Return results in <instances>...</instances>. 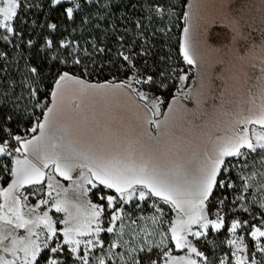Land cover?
Returning <instances> with one entry per match:
<instances>
[{"label":"snow or ice","instance_id":"6c2138e0","mask_svg":"<svg viewBox=\"0 0 264 264\" xmlns=\"http://www.w3.org/2000/svg\"><path fill=\"white\" fill-rule=\"evenodd\" d=\"M0 2L3 5L0 6V30H3L0 32V83H3L4 73L10 67L5 66L8 61L5 49L10 43L14 48L24 45L34 49L32 59L37 63L34 66L26 64L25 67L37 76L41 75L45 62L59 60L60 63H66L59 56H49L45 50H64L68 56L76 53L77 48L73 47L75 40L69 42L59 39L57 42L54 34L60 32L62 20L71 22L66 25L71 27L76 23L77 16L80 17L81 26H92L96 13L91 10L86 13V9L89 4L95 8L98 0H41L36 7L50 9L45 13L49 20L40 22L34 19L31 26L21 20L19 27L15 20L18 18L17 9L21 7L20 0ZM153 3L156 5L155 11L160 13L164 0H153ZM129 4L135 10L133 0H129ZM118 8L119 5H116L114 10ZM53 12L57 14L55 22L51 20ZM168 12L169 15L174 14L171 7ZM184 17L191 24L188 12L184 13ZM129 23L135 28H143L139 19L130 20ZM36 27L48 30L39 47L32 38L24 41L25 31H35ZM96 27L99 28L98 23ZM72 30L76 29L73 27ZM183 33L179 55L186 64L194 65L196 60L190 27H185ZM17 39L20 43H16ZM111 39L117 45L116 49H113L111 43L104 42L103 47L94 50L109 63L112 62L111 54L114 51L122 61L120 67L126 79L115 85L88 87L131 89L144 102L147 126L144 130L147 144L144 147L149 155L145 159L141 154L139 161L131 153L123 157L89 156L72 148L70 144H61L54 136L46 139L53 112L47 105H44L46 111L42 109L43 121L37 120L27 130L35 133L39 129V136L24 139L0 127V157L10 158V166L0 161V173L7 174L0 183L9 181L6 187H0V199L3 200L0 203V264H264V195L257 200L251 192L252 180L257 173L233 176V170L238 166L240 172L249 168L248 161L264 166V104L258 113L238 119L222 135L215 136L213 155L205 153L204 159L196 160L194 174L190 175L182 165L161 167L155 158L169 150L168 139L176 127L175 113L181 111L192 114L196 120L204 113L180 102V95L185 100H191L190 93H182L179 88L172 92L176 86L167 81L175 77L162 67L166 63L165 56L160 55L154 45H137L133 41L125 47L121 43L125 39L124 34H116ZM41 51L44 52L43 56ZM19 55L23 57V52ZM72 63L80 65L82 61L74 59ZM178 79L184 81L186 76L179 75ZM8 80L15 82L11 75ZM69 80L81 85L85 83L64 71L58 74L55 86L58 88ZM163 89L172 94L171 102L161 98L165 95ZM56 94L53 91L51 96L55 98ZM37 95V90L30 92L32 97ZM261 96L264 98V87L261 88ZM165 104L168 110L162 113L161 107ZM174 104L178 107H173ZM40 106L37 100L35 107ZM161 115L163 119H157ZM7 119H11V116ZM249 125H259L261 130L249 128ZM215 128L221 131L218 125ZM6 135L15 140L18 147L13 149ZM76 172L78 174L74 176ZM259 175V187L264 193V172ZM57 177L69 182V186L64 187ZM22 189L30 191L25 194ZM70 190L74 198L67 195ZM90 193L96 197V202L85 199ZM41 194L46 198L38 199L34 206L27 203L29 196ZM151 198H155L151 204L155 214L133 219L134 212L141 210V202L147 203ZM133 203V209H125V205ZM162 205H167L176 215L166 232H159V241L153 242L150 237L154 232L143 227L136 230L137 219H150L156 225L166 214ZM41 206L48 207L44 210ZM225 209L234 213L230 222ZM53 210L57 214L63 213V217L54 219L49 214ZM244 214H249L250 218L243 219ZM117 222H120L119 227ZM194 225L197 226L196 230H193ZM126 228L129 229L131 239L124 238ZM19 229L24 230L23 235H17ZM222 229L230 234L226 240L228 254L213 260L210 256L215 253L207 248L211 244L208 237L210 232L220 233ZM106 234L112 235L105 240ZM246 237L251 238V243L246 242ZM192 238L196 240L195 244ZM170 245L185 254L174 255ZM94 250L103 255H95Z\"/></svg>","mask_w":264,"mask_h":264},{"label":"rangeland","instance_id":"374dc122","mask_svg":"<svg viewBox=\"0 0 264 264\" xmlns=\"http://www.w3.org/2000/svg\"><path fill=\"white\" fill-rule=\"evenodd\" d=\"M259 1L264 4V0ZM134 2L136 4L135 10H146V15L134 14L132 17L130 15H125V20H122L121 26H118L115 31L113 30L112 36L116 34H124L125 39L121 43H123L125 47H128L133 41L137 42V45L146 43L154 45L155 50H158L160 55L165 56L166 63L163 64L162 67L166 72L171 73V75L175 77L174 79H168L167 81L168 84L176 86L172 89V92H176V88H179L182 93L196 92L195 90H192L196 81L199 87L197 92H233L236 95H239V91L242 87L240 84H245V82H247V74L246 72L242 74L240 68L243 69L242 65H247L248 70L251 68L254 69L255 62L253 65H250L249 63L252 62L251 60L258 58L257 75L255 76L257 82L255 80V83L253 84L254 91H252L249 83L246 88L247 92H245L247 98H245L243 94L241 97L242 101H239L240 96L225 93L226 99H229V109L228 107L225 108L228 114H225L226 121L224 123H218L215 119L217 116L222 118V112L220 111L222 106L214 104L213 106H210V104H208L207 106L205 105L204 108L197 109L204 113L199 120L195 119V122L187 127L180 129L173 128V135L168 139L169 150L162 155L166 157V161L163 160L161 164H164V167H166L167 165L165 164L168 163L182 165L189 171L190 175L194 174L196 160H201V158L204 159L203 154H205V152L203 148L210 145V148H207L206 153L212 154L213 152L214 137L207 139L214 132L213 128L218 125L221 131H216V134L222 135L225 129L235 123L234 121L258 113L261 105L264 104V98L261 96V88L264 87V37L260 38V51L258 53H248L247 56L244 53L237 51L239 40L241 38V25L253 24V22L246 20L242 21L239 19L235 12L236 8H230L231 5L232 7H235V3H233L234 0H164V6L160 13L155 11L156 5L153 3V0H134ZM109 4V0H98L96 7L93 8L92 5L89 4L86 12L90 9L94 10V12L98 10L102 11L105 7L108 8ZM0 6H3L2 2H0ZM169 7L173 9L174 14L169 15ZM129 9L132 10V7L129 6ZM18 10L19 8L17 11ZM185 12H188L191 16V24L185 19ZM78 17L79 16H77L76 22H78ZM136 19L140 20L143 24V28H135L132 23H129L130 20L134 21ZM182 23L184 26L181 28ZM185 27H190L191 44L194 58L196 60L194 65L186 64L183 61V58L179 55V44L183 38V29ZM224 27L230 29L233 36L231 48L233 51L228 53L219 50L224 49L222 48L226 39V33L225 30H223ZM103 30L105 33L107 32L106 29ZM2 31L3 30H0V32ZM18 41L19 40L17 39L16 43H18ZM104 42L111 43L113 49H116L117 47L116 44L112 43L110 37L102 39L100 36L96 39V36L94 35L92 38L85 39L78 35V38L75 39V44H73V47L77 48V52L72 56H68L67 54L66 56L65 54L63 55V60H66V63H61L62 71H67L69 72V75L71 74L74 77H80L83 81L120 83L125 80L126 77L120 67L122 61L116 57L114 51L111 54L112 62L109 63L104 56L94 50L103 47ZM11 45L13 44L10 43L8 47L9 49L14 47ZM69 51H71V49H69ZM86 52H93L94 59H87V57L84 56ZM13 54V51L8 53L9 56H12ZM168 57H170V59H168ZM74 59H80L82 63L80 65H73L72 61ZM112 66L116 67V69H113L112 71L108 70L111 69ZM222 66H226V69L222 70V78L228 82L226 90H224V88L222 89L220 86L210 88L208 80L209 82L214 78L219 80L221 75L220 67ZM22 72L24 73V76H22L23 78L19 82L23 84L19 85L20 96L17 100L16 108L20 119L17 117L15 119H7L6 125V131L11 132L13 135H21L24 139H31L33 136H39V129H37L35 133L27 130L32 128L37 120L43 121L44 116L42 109L46 111L47 109L44 108V105H47V107L53 109V112L51 114L52 124L46 132V139L49 136H54L61 144H70L72 148L79 152H88L92 156L106 157L112 149L117 148L118 143H123L124 133L128 135L129 133L134 132L137 128H140L139 126H146L145 120H142L141 115H139V113L143 111V108L140 107L137 102H131L132 100L128 98L130 92L134 94L131 89L117 87H88V84L84 83L81 85L69 80L63 82L58 88L54 86L55 88L53 91H56L57 93L55 98L50 96L51 90L46 91L44 88L37 91L38 95L36 97H32L30 96V92L38 88L34 83H31V78L26 75L29 71L23 69ZM179 75H185L186 79L180 81L178 79ZM7 81L8 80L4 78V82L0 83V104L4 97L2 94L5 92L7 85L9 84ZM13 84L14 83L11 82V86L14 88ZM11 86H9V88L12 90L13 88ZM133 87L139 86L133 85ZM162 91L165 95L161 98L167 99L171 102L172 94L168 93L167 89H163ZM177 94L179 95V93ZM133 96H135V94ZM136 98L137 100L139 99L138 97ZM182 98H184L183 95H180V100ZM37 100L40 101V107H35ZM213 101L218 100L214 98ZM141 102L144 103L143 101ZM223 102L224 101H219L218 105H223ZM166 108V104L162 105V113ZM228 115L231 116L233 121L228 119ZM27 123H29V125L26 127ZM252 127H255L258 131L261 130L259 125H249V128ZM241 128H243V125H241ZM6 138L9 137L6 135ZM207 140L210 142L209 145L205 144V141ZM9 143L13 149L18 147L15 140L9 138ZM203 144H205L204 147ZM253 155L255 156V154ZM0 161H3L10 166V158L6 159L0 157ZM190 161L192 162L189 163ZM248 164L249 168L243 169V172H240V166L234 169V178L237 175L251 176L252 173L249 172V169L254 164V161H248ZM6 176L7 174L0 173V180H4ZM259 178L260 175L257 173L252 180L253 188L251 189V192L255 197L257 195H264L261 189L260 193L262 194L257 191V183H260ZM57 179H60L61 184H63L64 187L69 186V182L64 181L59 177H57ZM7 182L9 181L6 180L4 183H0V187H6ZM235 182L239 183V181ZM22 191H25V194H27V191H30V189H22ZM45 191H47L46 187ZM243 194L245 196L249 195V193ZM67 195L70 198H74V193L71 190ZM40 198L46 197H43L42 194L40 196H29L27 203L30 206H34ZM85 199H90L93 202H96V197L91 193ZM154 200L155 198H151L147 203L141 202V210H136L132 218L136 219L139 216L150 217L155 214L154 209L151 208V204ZM229 201H231V197H229ZM0 203H3L2 199H0ZM133 204L125 205V209H133L135 207L132 206ZM162 206L164 207L166 214L156 225H153L150 219H137L136 230L139 231V229L143 227L148 231L154 232V235L150 237L153 242L159 241V232H166L170 227V221L175 218L176 215L168 209L167 205ZM47 207L48 206H41V209L46 210ZM24 211L27 212V209H24ZM213 211H215V209H213ZM225 211L227 212L230 222V220L234 218V213L228 211V209H225ZM49 214L53 215L54 219L63 217V213L57 214L54 213V210ZM242 218L247 220L246 214H244ZM119 223L120 222H117V227H119ZM60 227H63V225H60ZM196 228L197 226L194 225L193 230H196ZM223 231L225 232L224 235H222ZM128 232L129 229L126 228L125 239H131ZM23 234V229L17 230V235ZM240 234L244 235V233ZM111 235L112 234H106L105 240ZM228 238H230V234L227 233V230L222 229L220 233L210 232L208 239L211 240V243L212 240L224 242L220 243L221 248L217 252H214L215 255L210 256L211 259L218 260L228 254L226 251L229 248L226 243ZM192 239L195 244L196 240L194 238ZM246 242L251 243V238L246 237ZM170 247H173L174 249V245H170ZM221 249H223V251ZM94 252L97 256L103 255L100 251L94 250ZM173 254L184 255L185 252L174 249ZM109 264H111V262H109Z\"/></svg>","mask_w":264,"mask_h":264},{"label":"trees","instance_id":"16d2710c","mask_svg":"<svg viewBox=\"0 0 264 264\" xmlns=\"http://www.w3.org/2000/svg\"><path fill=\"white\" fill-rule=\"evenodd\" d=\"M20 2H21V7L18 10V18L15 20V24L17 27H19L21 20L26 21L27 25L29 26L32 25V21L34 19H38L40 22L49 20V16L45 15V13L51 10L47 8H37L36 7V5L41 2V0H20ZM109 3L110 4L108 5V8L105 7V9L102 11L98 10L94 12V10L90 9L91 12L96 13V15L93 17L92 26H88V25L81 26L80 17H78V22H76L74 25H71V27L66 26V25L71 24V22L62 20L60 23V32L54 34L56 35L57 42L59 41V39H66L67 41H73L78 38V35L82 36L85 39L92 38L94 35L96 36V39H98L100 36L102 39H107L109 37L111 38V36L113 35V30L115 31L118 26H121L122 20H125V15H130L132 17L134 14L146 15L147 13L146 10L129 9V6H131L129 4V0H109ZM133 3H135L134 0H133ZM29 5H32V7L29 8ZM116 5H119V8L114 10V7ZM65 6H67V4ZM100 17H104V19H100ZM56 18H57V14L53 12L51 14V20L55 22ZM182 18L184 19L183 16ZM183 19H182V22H183ZM97 23L99 24L98 29L96 27ZM182 26H184L183 23L181 24V28ZM73 27L76 29L75 31L72 30ZM103 29H106L107 32L105 33ZM47 32H48L47 29H41L39 27H36L35 31L26 30L24 34V41L26 42L28 38H32L37 41V47H39V44L42 43L43 36L47 35ZM18 43H20V41H18ZM9 45L10 44L7 45V48L5 49V51L7 53L13 51L14 54L12 56L8 55V61L5 66L6 67L10 66V67H9V71L4 73V78L8 80L9 75H11L12 80H14L15 82L13 84L14 85V88H13L11 86V82L8 80L7 83L9 84L7 85L5 92L2 94L4 95V97H3V100H1V104H0V127H5V128L7 125L8 116H11V119H15L16 117L20 119V117H18L19 113H17L18 111L16 110V108H17V100L19 99V96H20L19 85L23 84L19 82L23 78L22 76H24V73L22 72V70L23 69L27 70V68L25 67L26 64L34 66L35 63H37L36 60L32 59V53L34 49H30L22 45L21 48L11 47L10 48L11 50H10L8 48ZM45 51H48L49 56H53V55L59 56L60 59H64L63 55L65 54L66 56L67 54L66 52H64V50H60L59 52L55 50H45ZM20 52H23V57L19 55ZM43 54L44 52L41 51V56H43ZM84 56L90 60L94 59L93 52H86ZM95 59H96V56H95ZM113 69H116V67L112 66V68L108 70L112 71ZM62 72L63 71L61 69V63L59 62V60H54L51 63L45 62L41 75L34 76V74L30 72H27L26 75L31 78L30 79L32 81L31 83H34L36 85V87L38 88L36 89L37 91L44 88L46 89V91L51 90V93H52L54 86H55L54 85L55 81L58 78V74ZM70 76L72 75L70 74ZM75 78H78V77H75ZM78 79L83 80L80 77ZM84 82L85 84H88V85L119 84V83H105V81L102 83H99V82H91V81L84 80ZM9 86H11L13 89L11 90ZM28 125L29 123L26 124V127ZM250 169H251L249 170L250 173L256 172L259 174L260 172H264V166H261L258 163H254ZM259 181L261 182V177L259 178ZM259 184L260 183H257L258 193H260ZM261 196L262 195L260 196L257 195L255 198L259 200ZM132 206H135V205L133 204ZM246 218L247 219L250 218L249 214H246ZM224 234L225 232L223 231L222 235ZM220 243L221 241L217 242V240H212V243L207 245V248L210 249L211 252H217L221 248ZM202 250H204V248H202Z\"/></svg>","mask_w":264,"mask_h":264},{"label":"flooded vegetation","instance_id":"af4514ba","mask_svg":"<svg viewBox=\"0 0 264 264\" xmlns=\"http://www.w3.org/2000/svg\"><path fill=\"white\" fill-rule=\"evenodd\" d=\"M235 3V7H231L230 8H236L235 12L238 15L239 19L244 21H249V22H253V24H246V25H241V30H240V40H239V44L237 47V51H239L240 53H244L245 55L248 56V53H253V52H257L260 49V38L262 37V35H264V4L260 3L259 0H234ZM261 21V22H260ZM223 30H225V42L222 46V48L224 49H219L220 51L225 52H231L233 51L232 48V34L230 32V29H227L226 27L223 28ZM262 34V35H260ZM231 37V39H230ZM231 42V45H230ZM264 44V43H263ZM226 48V49H225ZM252 58V57H251ZM251 60V59H249ZM252 62L249 63L250 65L254 64V69H250L248 70V66L247 65H242V68H240V72L243 74L244 72H246V77H247V82H245V84L241 83L240 85H242L240 91H239V95H236L233 92H213V93H204L205 96L208 97V99L210 100L209 102H211L212 104H217L218 102L215 103L213 101V99H218V101H224L222 104L223 105H218V106H225L228 107L229 106V99H226L225 93L234 95V96H240L239 101H242L241 97L242 95L245 96V92L247 86L250 83V87L252 89V91H254L253 88V84L255 83V80L257 82V79H255V76L257 75V64H258V58H256L255 60H251ZM234 64V63H233ZM227 66V65H226ZM226 66H222L220 67V71H221V75H220V79L216 80L215 78L213 80H211L209 82L208 80V84H210V88H215V86H220L222 89L224 88V90H226V86L227 83L225 81V79L222 78V70L226 69ZM223 68V69H222ZM253 72V73H252ZM241 78V77H239ZM242 90V91H241ZM256 92V91H255ZM247 96H245L246 98ZM253 99V97H252ZM238 100V99H237ZM229 109V107H228ZM226 114H228L226 112ZM226 116V115H225ZM228 117L230 118V115H228Z\"/></svg>","mask_w":264,"mask_h":264},{"label":"crops","instance_id":"0c3cea01","mask_svg":"<svg viewBox=\"0 0 264 264\" xmlns=\"http://www.w3.org/2000/svg\"><path fill=\"white\" fill-rule=\"evenodd\" d=\"M198 89H199L198 83L195 81L192 90H195L196 92L190 93L192 99L191 100H185L184 98H182L180 100V102L183 103L184 105H186L187 107L193 108L196 110L199 108H204V106L205 105L207 106L208 104H210V106H213V104L211 102H209L210 100L207 97L208 95L205 96L204 93L197 92ZM133 95L134 94H132L131 92L128 94V98L132 100L131 102H137L138 105H140V107L143 108L144 103H142L139 99L137 100V98ZM214 102L217 103L219 101H214ZM198 103L200 105L199 108H197ZM215 105H217V104H215ZM173 107H178V106L174 104ZM225 108H226L225 106H222L221 109L219 108L220 111L222 112L221 120H223L224 122L226 121V117H225L226 109ZM167 110L168 109L166 108L165 111H167ZM197 111L201 112L200 110H197ZM139 115H141L142 120H145L146 110L143 108V111L141 113H139ZM219 118H220V116H217L215 119L218 121ZM157 119H163V115H161L160 117H157ZM231 121H233V120L231 119ZM193 122H195V118L192 114H186V113H183L181 111H178L177 113H175L174 123L176 124V127L174 129H180L183 127L190 126ZM139 127L140 128H137L134 132L129 133L128 135H126V133H124L123 143L122 144L118 143L117 148L112 149L109 152V154L107 155V157H112V156L123 157V156L127 155L128 153H131L133 155V157H138V156L141 157V154H143V157L147 158L149 153L145 150V147H144V145L147 144V136L144 132V130L147 126H145V127L139 126ZM153 132H154V130H153ZM211 155H213V152H212V154H210V156ZM90 156H91V154H90ZM77 174H78V172L73 173L74 176Z\"/></svg>","mask_w":264,"mask_h":264},{"label":"water","instance_id":"95a60500","mask_svg":"<svg viewBox=\"0 0 264 264\" xmlns=\"http://www.w3.org/2000/svg\"><path fill=\"white\" fill-rule=\"evenodd\" d=\"M260 35H262V34H260ZM262 37H264V36H262ZM261 40V39H260ZM259 51H260V49H259ZM258 51V52H259ZM55 88V87H54ZM108 88V87H107ZM245 96H247V94H245ZM247 98V97H246ZM241 113V112H240ZM228 119H232L231 118V116H230V118L228 117ZM218 123H224V121L223 120H221V118H219L218 119V121H217ZM235 122V121H234ZM210 129V128H209ZM213 133H212V135H210L207 139H211V138H213L214 137V139H215V136H217L218 134H216V128H213ZM121 144V143H120ZM205 144H207V145H209L210 144V142L207 140V141H205ZM205 144H203V147L205 146ZM207 148H210V145L209 146H205L204 148H203V150H204V152L206 153V150H207ZM208 154V153H207ZM210 155V154H209ZM89 156H90V154H89ZM92 156V155H91ZM203 156L205 157V154H203ZM107 157V156H106ZM135 159H137L138 161H139V159L141 158V157H134ZM165 158L166 157H164V156H162V155H158L156 158H155V162L157 163V164H159L161 167H164V164L162 165L161 164V162H163V160L164 161H166L165 160ZM145 159H147V158H145ZM201 160H202V158H201ZM165 165H167V166H173V164L172 163H168V164H165ZM166 166V167H167Z\"/></svg>","mask_w":264,"mask_h":264}]
</instances>
